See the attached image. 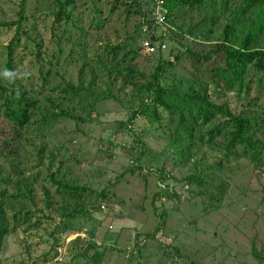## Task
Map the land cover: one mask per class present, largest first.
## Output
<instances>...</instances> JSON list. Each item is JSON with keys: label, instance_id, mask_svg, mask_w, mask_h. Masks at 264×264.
<instances>
[{"label": "rangeland", "instance_id": "obj_1", "mask_svg": "<svg viewBox=\"0 0 264 264\" xmlns=\"http://www.w3.org/2000/svg\"><path fill=\"white\" fill-rule=\"evenodd\" d=\"M237 1L231 3L233 8ZM19 2L0 0V21L16 20ZM146 2L151 6L150 0ZM50 6L51 0H30L25 34L17 50L22 60L19 68L33 86H42L37 54L48 61L56 56L61 62L56 69L66 81L78 84L84 80L88 85L97 77L95 88L104 91L110 83L108 73L96 66L95 59H89L82 69L84 54L80 53V44L87 45L86 53L91 57L107 41L132 43L129 36L139 37L136 29L140 17L128 16L124 8L110 15L109 7L105 6L109 16L105 29H87L83 37L74 30L66 31L64 25H55ZM204 16L189 15L177 20L176 25L159 24L155 29L157 35L171 33L176 39H166L164 54L168 56L171 48L180 42L204 50L220 40L222 29L210 23L195 35L188 33ZM152 33L148 30L145 37ZM14 35L15 30L0 28V74L7 61L6 45ZM134 46H140L139 38ZM72 49L76 50L75 55H71ZM138 59L141 69H153L154 56L140 54ZM190 77L189 65L183 62L169 72L166 83L184 92L190 82L183 83L182 79ZM60 81L62 78L58 77L53 84ZM122 87V81L116 79L114 91L120 94L123 103L103 101L95 113L80 108L78 103L64 102V108L85 120L60 118L43 130L35 124L28 131L23 148L24 158L28 160L25 168L36 166L40 156L44 160L42 169L34 168L26 176L41 170L43 180L53 159V170H61L60 176L66 174L93 191L107 188L110 196L106 200L107 209L95 211L92 218L76 219L74 223L79 230L58 232L59 243L53 249L51 226L47 230L44 223L43 227L28 231L24 226L19 227L6 238L0 264H95L80 255L85 243L90 241L96 242L101 250L106 248L101 264H262L252 249L255 241L264 251V174H258L248 157L226 155L221 144L197 139L192 147L190 139L178 135L175 127L170 128L168 112L163 109L159 120L153 109H149L131 123L132 110L139 101L131 87L121 92ZM256 90L251 96L256 95ZM211 92L215 101L228 102L233 110L241 109L246 103L245 93L228 92L217 86H212ZM45 94L61 102L58 92L50 87ZM49 106L43 104L45 113ZM222 120L218 118L202 129L203 133ZM221 141L219 138L218 142ZM42 147H46L45 154H39ZM0 148L6 149L1 139ZM239 151L243 152V148L239 147ZM136 159L142 168L132 173L130 169L137 164ZM10 174L8 161L0 156V178ZM190 176L201 177L203 185L189 179ZM168 189L171 195L165 194ZM16 190L17 187H11V192ZM35 193L37 205L34 201L17 200L10 203V215L17 212L19 217L27 209L42 208L43 191L39 189ZM162 212L167 213L166 222L156 232L162 223ZM92 254L93 251L89 256Z\"/></svg>", "mask_w": 264, "mask_h": 264}, {"label": "trees", "instance_id": "obj_2", "mask_svg": "<svg viewBox=\"0 0 264 264\" xmlns=\"http://www.w3.org/2000/svg\"><path fill=\"white\" fill-rule=\"evenodd\" d=\"M165 0L163 11L165 22L176 25L177 20L205 14L188 33L195 35L205 24L218 25L222 29V38L214 42L208 49L198 50L180 42L179 46L171 48L166 56L159 45L156 53H146L142 40L145 36L144 27L153 33L150 38L153 42L165 43L166 39L176 41L171 33L157 35L158 23L153 15L154 0L147 6L146 0H51L54 24L64 25L65 30H74L85 37L87 29L102 31L109 22L105 6L109 7L110 15L124 8L128 16L138 15L140 21L137 27L140 46L135 47L137 36H129L130 42H105L99 52L91 57L86 53L87 45L80 44V53H83V68L89 64V59H95L96 66L106 71L110 83L104 91H98L93 79L86 85L84 80L74 84L66 81L56 65L60 59L44 60L38 52L39 74L42 86H33L27 76L19 68L20 62L17 50L21 47V38L25 34L24 25L28 20L30 0H20L17 11L18 18L10 21H0V28L15 30L14 37L6 45L7 61L4 72L0 74V139L6 149L0 148V156L4 157L9 165L11 174L0 178V255L4 250L6 238L24 226V230L39 229L46 223V229L52 227L50 235L54 237V246L59 239L58 232L79 230L74 222L78 218H92L94 212L103 210L107 204L109 191H93L87 185H81L70 179L66 174L60 176V171L53 170L51 164L43 180L42 171L26 176L31 170L42 169L44 160L40 156L39 162L33 168H25L23 148L27 140V133L38 124L39 130L53 125L60 118L85 120L73 110L63 107L64 102L89 109L92 113L99 110L103 101L115 100L123 103L120 94H115L116 79L122 81L123 87H131L137 96L139 104L132 110L130 122L153 109L159 120L160 109L168 112L169 126L175 127L178 135L190 139L192 147L197 139L208 144L223 145L226 155L248 157L254 164L259 175L264 174V0ZM149 2V1H148ZM62 39V38H61ZM77 52L72 49L71 55ZM140 54L154 56L152 70L141 69L138 65ZM183 62L189 65L191 79H182L183 83L190 82L184 92H179L176 86L166 83L167 76ZM11 72L13 77L7 78L5 72ZM58 77L59 83L53 84ZM217 86L222 90L238 91L246 94V103L241 109L233 110L228 102L219 103L213 99L211 87ZM58 92L61 102L52 95H46L47 88ZM257 88L256 95L251 96ZM146 93V94H145ZM135 96V97H136ZM50 105L47 113L43 111V104ZM76 108H78L76 106ZM40 117V119H39ZM218 118L223 120L214 124L206 133L202 129L215 123ZM222 138L221 142L218 139ZM224 143V144H223ZM243 148V152L239 151ZM46 147H42L39 154H45ZM137 164L130 170L137 172L142 167ZM4 172V169L1 170ZM189 179L203 185L202 178L190 176ZM48 181V185L45 184ZM43 182V183H42ZM11 187H17L11 192ZM39 189L43 191L44 206L35 211L27 209L21 216L18 213L10 215V203L17 200L34 201L37 205ZM168 195L172 192L165 190ZM53 192V193H52ZM163 192V191H162ZM54 194V196H53ZM59 196L56 200L54 197ZM60 200V201H59ZM155 210L158 208L155 206ZM21 211V210H19ZM56 213V216L53 215ZM166 212H162V223L157 227L160 231L166 222ZM93 251L91 256L90 252ZM106 248L94 241L85 243L83 257L92 259L95 264H101ZM252 252L260 263L264 264V251L253 242ZM63 264H73L65 262Z\"/></svg>", "mask_w": 264, "mask_h": 264}, {"label": "built area", "instance_id": "obj_3", "mask_svg": "<svg viewBox=\"0 0 264 264\" xmlns=\"http://www.w3.org/2000/svg\"><path fill=\"white\" fill-rule=\"evenodd\" d=\"M165 0H154L155 3V10L153 15L157 19L158 23L164 24L166 21L165 12L163 11V4ZM149 30L148 27H144V31L147 32ZM142 45L146 53L152 54L158 51L159 45H161L162 50L166 48V43L160 44L159 42H153L149 37H144L142 40ZM102 209H107V205L103 204ZM61 259V258H60Z\"/></svg>", "mask_w": 264, "mask_h": 264}, {"label": "clouds", "instance_id": "obj_4", "mask_svg": "<svg viewBox=\"0 0 264 264\" xmlns=\"http://www.w3.org/2000/svg\"><path fill=\"white\" fill-rule=\"evenodd\" d=\"M5 76L7 77V78H11V77H13L14 76V74L13 73H11V72H5Z\"/></svg>", "mask_w": 264, "mask_h": 264}]
</instances>
